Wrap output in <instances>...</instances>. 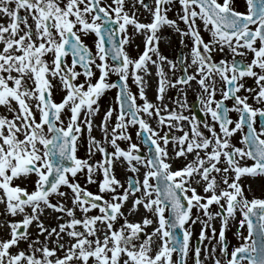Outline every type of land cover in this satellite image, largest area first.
Here are the masks:
<instances>
[{"label": "snow or ice", "instance_id": "obj_1", "mask_svg": "<svg viewBox=\"0 0 264 264\" xmlns=\"http://www.w3.org/2000/svg\"><path fill=\"white\" fill-rule=\"evenodd\" d=\"M177 3L180 9L172 19L168 12ZM137 4L151 14L149 22L137 18ZM244 6L246 10H239L238 0H131L126 10V0H0V17L6 18L0 19V106L6 113L0 114V227L8 230L7 238L0 239V264H187L190 253L193 264H264V199L249 200L241 183L242 177H264V106L253 107L248 95L239 94L244 89L264 105V0H245ZM198 20L211 37L207 41ZM165 27L178 33L185 47L186 40L191 41L190 60L185 56L174 61L161 54ZM93 34L95 52L82 39ZM137 35L144 37V50L132 58L126 46ZM215 52L225 53L224 58L215 60ZM249 54L250 62L244 59ZM149 63L157 68L160 103L146 94ZM165 63L173 75L179 66L181 74L169 79ZM113 73L117 80L110 82ZM80 76L85 79L78 82ZM245 77L254 79L258 91L245 88ZM130 78L138 95L131 90ZM53 79L64 92L60 102L53 99ZM192 81L199 85L198 99L213 123L163 103L167 88L190 87ZM113 88L118 89L117 107L105 111L98 126L104 139L97 140L91 133L98 101ZM229 99L231 106L225 103ZM177 103L186 108L187 95ZM65 111L69 113L66 125ZM230 112L238 114L235 120ZM165 125L168 131L161 136L159 129ZM130 127L136 128L147 156L132 142ZM85 129L89 154L102 153L95 164L76 154ZM172 129L183 134L177 136ZM238 132L243 146L232 142ZM118 140L128 141L127 148ZM179 157L184 158L183 166L174 170L172 161ZM247 160L252 163H241ZM115 164L133 174L143 168L142 179L129 176L125 187L115 174ZM78 173L89 184L97 183L99 192L76 182ZM28 182L33 184L31 190ZM62 186L71 195L61 191ZM196 186H202L204 195ZM53 195L67 197L72 206L63 200L52 203ZM129 198L131 206L125 214L121 208ZM213 204L218 212L209 211ZM141 207L150 215L129 220ZM46 209L61 213L58 220L69 219L46 227L41 219ZM77 209L82 213L79 217ZM92 209L99 214L89 215ZM238 211L239 228L247 225L248 234L238 233L244 242L229 253L226 230ZM9 216L20 219L9 220ZM216 217L221 225L218 239L211 224ZM119 218L123 223L118 224ZM197 222L201 225L198 243L192 245V226ZM33 224L38 230L35 238L29 231ZM61 233L69 237L67 246L61 243ZM53 236L55 245L50 247ZM205 240L216 244L209 250ZM23 241L26 249L20 247Z\"/></svg>", "mask_w": 264, "mask_h": 264}, {"label": "rangeland", "instance_id": "obj_2", "mask_svg": "<svg viewBox=\"0 0 264 264\" xmlns=\"http://www.w3.org/2000/svg\"><path fill=\"white\" fill-rule=\"evenodd\" d=\"M102 2H104V0H102ZM107 2H111V0H107ZM145 2L148 3V2H151V0H145ZM244 5H245V0H238V8H239V10H241V11L246 10ZM130 6H131V0H126V10H129ZM136 9H138V11H136V16L141 22L147 23V22H149L151 20V14L147 10H145L141 5L137 4L136 5ZM179 9H180V5L177 3L175 5V7H173L168 12L169 17L172 18V19H176L177 18V12L179 11ZM129 14L131 15L132 11H129ZM0 19H6V18L0 17ZM29 22L31 23V19L29 20ZM178 23L180 24L181 28L185 27L183 22L178 21ZM197 24L200 26L201 34L204 37L205 41L209 40L211 37H210L209 33L203 29V26H202V24H201V22L199 20L197 21ZM131 31H132V29H131V27H129V32H131ZM161 31H162L164 37L166 38L165 39V44L162 45V41L160 43L161 54L167 56L169 59L174 60V61L177 60V58H179L180 51H182L183 58L185 56H189L190 46H191V41L190 40H186V43L188 44V47H185V45L181 44V42H180V39H181L180 35L178 33H176L173 29L165 27ZM82 39H84L85 43L92 49L93 52H95L94 40L96 38H95L94 34L93 35H89L87 37H82ZM137 45H139V47H137ZM143 50H144V37L142 35H137L135 37L134 43L126 46V51L128 52L129 56L132 57V58H137L143 52ZM225 53H227V49H225ZM225 53L215 52L213 54L214 59L215 60H220V59L224 58ZM228 58L230 59V57H228ZM47 59L48 60L52 59L51 54H49L47 56ZM153 59H156V57L153 56ZM244 59H246L247 61L250 62L251 54H249ZM189 60H190V56H189ZM68 61H69V63L71 62V56L70 55L68 57ZM148 67L150 69V74L145 76V80H146V83H147V87L152 85L151 86V89H152L151 95H152V97L148 98V99L150 101H152L153 103H160L159 101H157V98H156L157 97L158 79H159L158 76L156 75L157 68H156L155 65H152L151 63H149ZM164 67H165V72L168 74L169 79L174 80V79H176V77H178L181 74L180 71H179V66H178V68H177V70L175 72V75L172 74V71L169 69L167 63H165ZM93 70L96 71V76L98 77L99 72L97 70H95V69H93ZM188 71L192 72L193 68L190 67L188 69ZM84 79H85L84 76H80L78 78V82L79 81H83ZM93 79L95 80V77ZM109 80H110V82H115L117 80V76L114 73L110 74ZM52 82H53L54 85H56V87L53 88V99L56 102H60L62 97H63V95H64V92L60 88L58 80L53 79ZM243 83L245 84V88H256L257 91H258V88H257L253 78L245 77L244 80H243ZM129 85L131 87V90L138 95V89H137L136 85L132 83L131 78L129 79ZM117 93H118V89H116V88L107 90L104 93V95L101 96L100 100L98 101V103L100 105V108H99V112L96 114V116L94 118H95L96 122H98L100 125H101V122H102V119H103L105 111L110 106L111 107H117L116 101H115V97H116ZM199 93H200L199 85L195 81H192L190 87L189 86L180 85V86H177V87L167 88L163 103L167 104L169 109H173V110H176V111H183L184 115H190V114L191 115H195V117L198 120H201L195 114V112L193 110V105L198 102L199 106H200V110L202 111V113L204 115V119H202V120H206L209 123H213V121L211 120L210 114L206 115L204 110H203V106L201 105V103H200V101L198 99ZM185 94L187 95V105L188 106L186 108H184V109H180V106L177 103V101L179 100L180 102H184ZM239 94L242 95V96L248 95L249 96L248 102L250 104H252L253 107H262V106H264V105L257 104L252 99V95L249 94L248 92H246L244 89H241ZM220 98H221V95H220V92L218 91L216 93V99L219 100ZM137 102L138 103H142V101H140L139 99H138ZM225 103L228 106H231L233 101L229 99V100L225 101ZM94 107H95V105H94ZM0 114H6L5 113V109L3 108V106H0ZM9 115H11V114H9ZM68 115H69V113H67V111H65V113L62 114V119L65 121V125L67 124V116ZM229 115L233 118V120H235L237 118V116H238V114L236 112H230ZM115 117H116V113L114 112L113 113V117L111 118V121H110V123L113 126L115 124ZM81 118H83V116ZM150 123L152 124V126L154 128H158L159 127L157 125L155 119H151ZM184 124H185V130H188L189 129V122L185 121ZM257 124L258 125L260 124L259 117L257 118ZM159 130H160V135L161 136L164 135V133L168 131L167 125H165L163 128H161ZM201 130L204 131L205 134H208L207 129H203L202 128ZM217 131H219L218 124H217ZM128 132L131 133V135H132V142L137 143V144L140 145V152L142 151V152H146L147 153V147L143 144L142 139L136 135V128H131L130 127L128 129ZM172 133L177 135V136L183 134L182 131H180L179 129H172ZM91 134L93 136H95L97 140H101L102 141L104 139L102 129L100 131H98V132H95L93 130V128H92V133ZM190 135H191V133H190ZM240 135L241 134L239 132L236 133L234 135V137H233V141L232 142L234 144H237L238 146H243V145L239 144ZM118 143H120L121 147H124V148H127V146H128V141L118 140ZM160 143L163 144L162 141H160ZM172 147H173V145H172V142L170 141V143L168 145V150H169V155L170 156L172 155ZM109 148L111 150V146L110 145H109ZM76 154H77L78 158L86 159V160H88V162L90 164H95L97 161H100L102 159V153H100L98 151H94V154H92V155L89 154V152H88V132H87L86 129L83 131V133H82V135H81V137H80V139L78 141V147H77V153ZM201 155H203V153H201ZM188 159L191 160L192 156L190 155ZM183 163H184V158L183 157L175 158L172 161V167L175 170L177 168L182 167ZM241 163L242 164H244V163L251 164L252 161L251 160L241 161ZM220 166L223 167L225 165L221 164ZM119 168H122V170H123L122 171V175L118 176L116 173L115 174H116L117 178L121 181V183L125 184V187L127 186L126 182H127V178L129 176L138 175L142 179L143 172H144L143 168H141V171H140L139 174H133L131 172H128L126 170L125 166L119 167ZM249 178H251V177H242L241 178V183H242V186L244 187L245 196H247L249 200H251L253 198L264 199V179H262L260 181L259 187H249ZM34 179H35V177L32 178L33 181H34ZM69 179L73 180V177H71L70 174H69ZM74 179H75L76 182H79L81 184V186L86 187L89 191H92L93 193H98L99 192L98 184L97 183L89 184L87 182V178H86V176L84 174L78 173L77 176ZM96 179L97 180L101 179V174L100 173H97ZM26 186L29 188V190H31V188L33 187V184L31 182H28L26 184ZM196 187H197V192L200 193L201 195H204L202 186H196ZM61 191L67 192V193H69V195H71V190L69 188H67L66 186H62L61 187ZM117 191H122V189L118 188ZM190 194L191 193H189V195ZM137 195H139V193H137ZM105 196H106V198H109L108 194H105ZM50 199H51L52 203H57L58 201L63 200V197H57V196L53 195V196L50 197ZM131 202H132L131 198H129V200L124 203L122 208L128 203L126 206L129 209V207L131 206ZM122 208H121V211H122ZM139 210H140V213H141L142 216H137L138 218L136 217V219L134 218V220H132V221L140 220L143 217V212L145 213V215H150L149 213L145 212L143 207H141ZM50 211H51L50 209H46L45 210V214L43 215V217H46V214L48 212H50ZM209 211L212 212V213L218 212L219 211V207L216 204H213V205L210 206ZM192 212H193V215L195 216L197 214V209L193 208ZM49 214H51V212ZM96 214H99V210L98 209H92L91 212L89 213V215H96ZM76 215L78 217L82 215V213L79 211V209H77ZM166 215H167V213H166ZM64 217H66V216H64ZM238 217H239V219L241 218V214L239 213V211L236 214V218H238ZM55 218H57V215H55ZM0 219L2 220L3 216H1ZM14 219L18 220L20 218L19 217H12V219H9V220H14ZM202 219H207V217H203L202 216ZM63 222H64V218L61 219V221L58 220V224L59 223H63ZM121 223H123V219L119 218L118 219V224H121ZM211 224L217 230V239H218V232H219V229H220V226H221L220 225V219L217 217V222L214 223L213 220H212ZM200 227H201V225H200L199 222H197L195 225L192 226V232H193V235H192V238H191L192 245H196L198 243V236H199V232H200ZM0 228H2V230H3L2 234H0V239L7 238V234H8L7 228L6 227H0ZM149 228H150V226L147 229L148 231H149ZM238 233H242L243 236H247V234H248L247 233V225H245L244 228H239L238 221H236V222L230 221V226L226 230V239H227L228 244H229V248H228L229 253H231V251L233 250L234 247H237L241 243L244 242L242 237H241V235H238ZM207 234L211 235V229L208 230ZM37 235H38V232H37ZM61 236H63V240H61V243H65L66 246H67V241L69 240V237L66 236L64 233H61ZM33 238H35V236ZM40 239H41V237H40ZM54 240H55V236H53L51 238V245H50V242H49V246L50 247L54 246V244L52 243V241H54ZM204 242H205L204 243L205 245H208L209 250L211 249L212 245L216 244V240H212L211 242H209L208 240H205ZM27 246L28 245H27L26 241L21 242V245H20L21 248H25L26 249ZM13 251H15V249H13ZM216 254L219 255V246L218 245H217ZM173 258L174 259L177 258L175 253L173 254ZM229 258H230V256H229ZM187 264H193L191 253L189 254V258L187 260Z\"/></svg>", "mask_w": 264, "mask_h": 264}, {"label": "bare ground", "instance_id": "obj_3", "mask_svg": "<svg viewBox=\"0 0 264 264\" xmlns=\"http://www.w3.org/2000/svg\"><path fill=\"white\" fill-rule=\"evenodd\" d=\"M163 44H165V40H162V45H163ZM151 86H152V85H151ZM151 86H148V87L146 88V94H147V97H148V98H151V97H152V95H151V92H152ZM152 88H153V87H152ZM93 125H94V126H93V130H94L95 132H98V131L101 130V127H98L100 124H99L98 122H96L95 118H93ZM189 156H190V155H189ZM188 158H189V157H188ZM119 167H123V166L120 165V164H115V165H114V171H115V173H116L118 176H121L123 170H122V168H119ZM262 179H264V177H260V176L255 177V178H249V185H250V187H259V185H260V181H261ZM63 202H64L68 207H71V206H72V204H71V200L68 199L67 197H63ZM127 204H128V203H127ZM127 204H126V205H127ZM126 205L122 208V211H123L125 214L128 213V208H127ZM50 210H51V209H50ZM2 212H3V205L0 204V213H2ZM50 212H51V214H49ZM50 212H48V213L46 214V217L41 216V219L44 221L46 227H49V228L57 227L58 219L55 218V215H57V217H58V216L61 215V213L55 212V211H53V210H51ZM144 215H145V213L143 212V216H144ZM1 216H2V215H0V218H1ZM137 216H142L141 213H140V210H139L135 215H129V216H128V219H129V220H134V218L136 219ZM8 218H9V219H12L11 216H9ZM137 218H138V217H137ZM65 219H69V218L66 216V217H64V220H65ZM0 220H1V219H0ZM59 221H61V220H59ZM236 221H239V217L236 218V220L233 221V222H236ZM213 222H214V223L217 222V217L213 219ZM234 224H235V223H234ZM151 228H152V226H150L149 231H151ZM58 230H59V229L57 228V231H58ZM29 231L32 233V237H34V236L37 235L38 230L36 229L35 224H33V226L30 227ZM2 232H3V230H2V228H0V234H2ZM40 237H41V240H44V239H45V236H44V235H40ZM49 242H50V245H51V240H50ZM52 243L55 245V240L52 241ZM204 243H205V242H204ZM57 254L59 255L60 253H57ZM201 255H202V258H203V251H202V254H201Z\"/></svg>", "mask_w": 264, "mask_h": 264}, {"label": "water", "instance_id": "obj_4", "mask_svg": "<svg viewBox=\"0 0 264 264\" xmlns=\"http://www.w3.org/2000/svg\"><path fill=\"white\" fill-rule=\"evenodd\" d=\"M179 58H180V59H183L182 51H180V53H179ZM194 110H195L196 114H197L199 117H203L202 112H201V110L199 109V103H198V102L194 104Z\"/></svg>", "mask_w": 264, "mask_h": 264}]
</instances>
